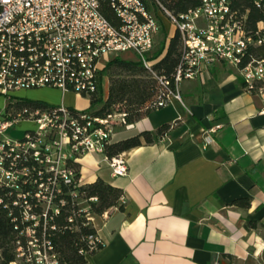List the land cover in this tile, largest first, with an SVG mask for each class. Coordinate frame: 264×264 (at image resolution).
I'll list each match as a JSON object with an SVG mask.
<instances>
[{
	"label": "built area",
	"instance_id": "2783aa9c",
	"mask_svg": "<svg viewBox=\"0 0 264 264\" xmlns=\"http://www.w3.org/2000/svg\"><path fill=\"white\" fill-rule=\"evenodd\" d=\"M102 1L0 0V94L50 87L89 97L96 90L98 72L110 57L123 52L131 53L156 78L162 90L158 106L166 105L169 97L180 100V82L195 79L203 67L218 62L234 67L248 91L264 82V58L244 62L248 46L264 39L254 41L244 34L231 0H201L178 14L159 0H153L155 7L148 6V0H106L114 21L102 14ZM254 1L257 6L264 3ZM160 12L180 36L173 88L152 68L159 59L152 58V51L162 25ZM126 117L123 110L92 115L63 104L16 112L0 109V205L10 215L15 210L13 218L24 223L15 241V258L8 264H59L46 225L68 204L79 206L84 225L92 226L87 201L76 200L80 182L72 163L80 155L98 153L113 175H125L123 154L108 157L105 147L117 127L132 126ZM19 120L31 121L35 127L20 139L4 138V132ZM218 126L206 132L213 133ZM211 141L206 133L204 145ZM84 239L89 249L101 243L96 231Z\"/></svg>",
	"mask_w": 264,
	"mask_h": 264
},
{
	"label": "crops",
	"instance_id": "0c3cea01",
	"mask_svg": "<svg viewBox=\"0 0 264 264\" xmlns=\"http://www.w3.org/2000/svg\"><path fill=\"white\" fill-rule=\"evenodd\" d=\"M228 65L203 67L180 82V100L115 129L111 142L169 125L122 152L125 175H113L102 154L75 159L80 184L101 178L123 192L122 208L93 213L101 247L83 264H264V89L246 90ZM11 94L79 110L89 103L50 87Z\"/></svg>",
	"mask_w": 264,
	"mask_h": 264
},
{
	"label": "trees",
	"instance_id": "16d2710c",
	"mask_svg": "<svg viewBox=\"0 0 264 264\" xmlns=\"http://www.w3.org/2000/svg\"><path fill=\"white\" fill-rule=\"evenodd\" d=\"M170 12L178 14L196 7L201 0H159ZM154 6L153 0H148V6ZM230 7L238 19H241L242 28L246 36L254 41L258 38L264 39V29L259 28V23H264V3L257 6L254 0H231ZM101 12L109 20L114 21L115 15L109 3L104 0L101 3ZM163 24L160 32L163 38L158 49L152 53V58L159 57L153 63L152 68L158 76H162L169 81V86L173 88V74L179 61L180 36L175 31L171 36H166ZM251 58H264V41L259 44L248 46L244 62ZM108 79L107 93H102L103 78ZM243 86L245 85L242 81ZM259 88L264 89V82L255 83L250 90L252 93L258 92ZM162 92L159 83L136 59H123L121 54L112 56L98 72L96 90L87 97L89 105L87 112L92 115H104L112 110H123L127 113V121L133 123L145 116L150 111L157 109L158 98ZM5 109L7 111H19L23 107H46L49 106L40 101H34L23 97L6 95ZM168 124H162L154 133L141 131L132 136L112 141L105 147V154L110 157L120 154L143 142L149 143L155 140L168 128ZM75 169V178L79 179L78 164L72 163ZM63 192L67 187H62ZM77 192L76 200H86L89 210L95 214H102L111 207L122 208L123 192L101 178L86 184H79L75 187ZM68 198V195H64ZM89 198H94L89 201ZM79 206L66 205L60 209L57 217L47 223V233L58 255L59 264H83L85 256L93 253L101 247V243L96 244L93 249H89L84 237L95 232L91 225H84L85 219L79 211ZM9 209L0 205V264H8L15 258L16 239L18 231L24 226L19 218L14 219L9 214ZM72 214V219L68 215ZM248 226L255 225L252 221H247ZM53 226V227H51Z\"/></svg>",
	"mask_w": 264,
	"mask_h": 264
},
{
	"label": "rangeland",
	"instance_id": "374dc122",
	"mask_svg": "<svg viewBox=\"0 0 264 264\" xmlns=\"http://www.w3.org/2000/svg\"><path fill=\"white\" fill-rule=\"evenodd\" d=\"M159 16H160V19H161L162 24L164 26V29H165L164 31H165L166 36H171L175 32V26L170 22L169 18L166 15H164L163 13L160 12L159 13ZM162 38H163V34H162V32H159L158 35H156V37H155V45H154V49H153L152 53H154L158 49L159 43H160V41H161ZM121 57L123 59H127V58L133 59L134 58V56L131 53H129V52H123V53H121ZM107 88H108V79L106 77H104L103 78V81H102V93H103L104 96L107 93ZM17 93L19 95L20 94H25L22 91H19ZM10 95H13V94H10ZM82 101L85 104H86V102L87 103L89 102V100H88L87 97H82ZM6 102H7L6 97L4 95H1L0 94V109H3L4 108V106L6 105ZM88 105H89V103H88ZM88 105L85 108H87ZM34 127H35V124L33 122H31V121H28V120H19L13 126L9 127L4 132V134L2 136L4 138L12 139V140H14V139H20V138L23 137L24 132H25L26 129H32Z\"/></svg>",
	"mask_w": 264,
	"mask_h": 264
}]
</instances>
